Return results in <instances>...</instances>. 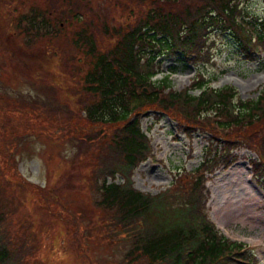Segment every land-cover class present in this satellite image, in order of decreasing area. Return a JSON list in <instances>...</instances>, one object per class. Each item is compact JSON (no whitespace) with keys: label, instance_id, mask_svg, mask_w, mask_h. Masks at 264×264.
<instances>
[{"label":"trees","instance_id":"obj_1","mask_svg":"<svg viewBox=\"0 0 264 264\" xmlns=\"http://www.w3.org/2000/svg\"><path fill=\"white\" fill-rule=\"evenodd\" d=\"M88 1L58 0L55 19L35 13L17 19L16 34L31 41L55 31L60 9L76 20L86 15L66 49L71 60L81 55L85 67L75 79V113L68 112L70 122L56 118L55 88L45 91L42 80V91L51 105L39 110H31L26 100L18 105L14 96L0 91V127L8 132L1 138L10 136L6 145L0 144L1 166L11 160L14 168L13 148L23 133L37 132L44 125L46 136L50 135L45 132L48 127L65 128L67 134L68 127L96 148L91 184L98 194L95 205L106 217L101 235L110 245L125 247L122 264H228L250 259L240 242L224 237L207 219L202 181L203 172L234 159L228 148L244 144L258 152L260 160L251 164L264 190V151L259 152L264 145V86L255 97L241 99L233 86L211 87L209 78L199 73L181 90L173 89L168 78L172 67L158 79L152 77L166 57L183 61L193 53V62L208 61L216 33L226 36L244 56L256 47L264 51V0L258 18L245 11L242 0ZM120 5L118 18L122 20L113 23L112 7ZM146 109L161 111L185 128L206 130L210 138L223 140V147L210 151L206 146L199 165L176 175L162 190L149 194L134 189L130 175L149 153L138 125ZM13 112L30 116L29 120L23 117L11 124ZM34 122L40 126L33 127ZM115 175L122 180L106 181ZM26 185L38 192V187ZM3 207L0 203V264L35 263L30 260V237L16 239L17 228Z\"/></svg>","mask_w":264,"mask_h":264},{"label":"rangeland","instance_id":"obj_2","mask_svg":"<svg viewBox=\"0 0 264 264\" xmlns=\"http://www.w3.org/2000/svg\"><path fill=\"white\" fill-rule=\"evenodd\" d=\"M241 2L245 11L255 17L262 14V0ZM59 5L58 0H0V91L14 96L18 105L27 101L31 110H39L44 105H51L42 87L45 84V91H50L52 86L58 98L54 107L56 118L64 119L66 123L70 120L68 112L75 113L72 97L74 88H77L75 79L77 81L85 67L81 55L78 60H71L66 49L74 31L87 19L86 15L76 20L60 9L58 12L62 13L56 15L60 25L53 24V33L31 41L16 34V22L21 15L28 17L35 13L37 17L48 15L55 19ZM112 8L113 23L121 21L122 18H118L121 5ZM212 37L215 55L210 65L194 68L181 60L162 62L161 69L164 70L171 63L168 78L172 87L175 90L187 87L199 69L209 78L211 87L229 84L236 89L239 98L255 97L264 86V54L244 60L226 36L216 33ZM165 73L161 71L153 79ZM35 77L39 81L34 80ZM11 115V124L30 117L14 112ZM158 115V119L149 114L138 119L151 156L139 162L130 175L134 189L149 194L171 185L176 175L193 170L204 147L210 151L214 147L216 150L223 147V140L209 139L206 130H192L188 138L178 132L175 123L167 116ZM32 126L40 125L34 122ZM43 126L35 129L37 132L28 131L19 136L22 138L13 148L14 168L11 160H5L3 166L0 162V203L3 209L10 211L11 224L19 234L15 235L16 239L30 237L33 264H122L125 247L110 245L101 235L106 217L95 205L98 194L91 184L96 159L94 144L81 141V137L68 127L67 134H64L65 128L56 131L48 127L45 132L50 135L46 136ZM6 133L0 127L2 145H6L10 137L2 139ZM228 149L236 159L227 169L218 168L209 174L205 182L207 214L226 236L243 241L252 249L255 264H264V194L253 182L248 165L249 161H258L254 155L258 152L244 144ZM263 151L264 145L259 152ZM230 167L234 180L237 178L240 183L227 191ZM121 180L118 175L113 179L106 178V181ZM26 184L38 187V192ZM231 202H234L233 206Z\"/></svg>","mask_w":264,"mask_h":264},{"label":"bare ground","instance_id":"obj_3","mask_svg":"<svg viewBox=\"0 0 264 264\" xmlns=\"http://www.w3.org/2000/svg\"><path fill=\"white\" fill-rule=\"evenodd\" d=\"M231 168V167H230ZM232 169L233 168H231L229 171H230V173H229V176H230V179L227 181V183H226V188H227V191H231L232 189H233V187L234 186H239V183H240V180L239 179H235L234 180V178H233V173L231 172L232 171ZM227 174V173H226ZM232 184V185H229V184ZM217 187V186H216ZM219 189V188H218ZM226 191V190H225ZM245 194H246V192H245ZM248 194H249V192H248ZM253 202H254V196H253ZM234 203V202H233ZM233 203L231 202V205L233 206ZM238 203H241V202H238ZM237 203V204H238ZM240 206V205H239Z\"/></svg>","mask_w":264,"mask_h":264}]
</instances>
